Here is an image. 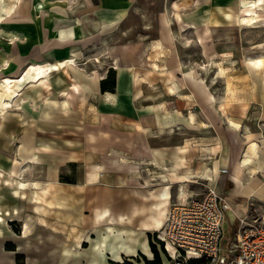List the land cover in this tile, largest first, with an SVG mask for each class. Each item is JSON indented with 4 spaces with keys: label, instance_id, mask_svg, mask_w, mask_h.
Returning <instances> with one entry per match:
<instances>
[{
    "label": "crops",
    "instance_id": "0c3cea01",
    "mask_svg": "<svg viewBox=\"0 0 264 264\" xmlns=\"http://www.w3.org/2000/svg\"><path fill=\"white\" fill-rule=\"evenodd\" d=\"M16 1L1 17L15 27L4 37L11 51H2L9 64L1 74L21 80L16 107L0 120L1 200L20 209L10 222L29 203L5 183L16 178L13 168L28 184L48 186L50 211L65 214L79 202L87 226H138L144 247H127L131 256L149 246L147 233L172 203L207 186L232 199L233 221L264 215V66L245 67L259 76L250 98L218 93L216 82L225 78L226 91L233 86L227 76L238 69L217 59L243 55L233 44L243 38L246 0H170L154 39L125 42L115 37L136 0H22L18 8ZM196 43L206 59L198 64ZM32 65L46 67L45 80L33 76ZM109 74L115 83L102 88ZM121 201L130 203L128 212L113 210ZM28 215L37 214L31 208ZM10 222L0 236V264H8Z\"/></svg>",
    "mask_w": 264,
    "mask_h": 264
},
{
    "label": "rangeland",
    "instance_id": "374dc122",
    "mask_svg": "<svg viewBox=\"0 0 264 264\" xmlns=\"http://www.w3.org/2000/svg\"><path fill=\"white\" fill-rule=\"evenodd\" d=\"M15 0H0V95H4L5 82L7 80L15 81L18 78H12L9 76H3L1 74L2 65L7 66L9 64L8 60L2 58L3 49H9L11 51V45L4 40L6 34L12 33L15 29L10 24L1 22V17L4 16L5 9L8 6H12ZM170 0H136L134 10L128 16V18L122 22L120 37H115V41L125 42L129 40H140L148 41L154 39L159 32V13L162 9L166 8L167 2ZM259 3L264 5V0H257ZM22 0L16 1V7H20ZM254 11V12H253ZM253 11H249L248 6H241V16H251L254 17L250 23H243L245 28L243 29V38L238 43L233 44V49L236 51H243V55L240 56L238 52V57L228 58V59H217V63L220 65H227L230 67H235L238 70L227 76L230 83L233 86L230 90L222 88L224 86L223 79H217L216 82L221 88H218L217 92L224 94L229 93L230 97L235 99L240 98H250L254 95L257 90L252 89V80H257L259 77L257 73L252 71L251 73H243L246 71L245 67H259L264 66V57L260 65H254L249 62V58L257 57L264 54V8H254ZM254 14V16H253ZM14 15V16H13ZM16 11L10 14V17H15ZM242 23V22H241ZM262 24V25H261ZM193 48H190L192 50ZM200 46L196 43V64L204 62L206 59L198 54ZM4 60V61H3ZM13 64L10 66V68ZM238 71V72H236ZM247 76V77H246ZM20 79V78H19ZM20 91H17V96L10 100V107H16L14 105L16 99L19 97ZM2 115L0 114V120ZM2 144V137L0 133V147ZM12 144L10 143V146ZM1 156V152H0ZM28 161H26L27 163ZM1 163V157H0ZM12 173L16 178L5 177L6 185L11 186L15 183L10 191L15 197H26L29 200L32 210L35 212L34 217L28 215L31 210L29 203L23 202L24 217H20L21 220L12 221L11 219H16V216H9L7 219L6 227L10 225L13 232H11L10 240L6 243V248L3 249L5 255L8 257V264H48L53 260L52 254L58 253L54 250L55 247L65 246L72 249L70 254H64L61 263L65 264H177L174 259L170 256L164 245L161 244L162 240L159 238L161 230L150 231V243L146 248H142L144 252L136 251V256H131L127 249L130 245H137L139 247H144L141 241V237L144 236V231H140L138 226L132 224L131 226L117 225L114 224L113 228L109 227L107 222L92 225L91 223L87 226L86 223L82 221L84 218L83 208L80 203H73L70 207V212L62 213L58 211H50V203L45 198L48 194V186L38 187L34 190L27 188L26 190H21L20 194H16L13 191V187L17 185L18 181H26L27 176L22 174V171H18L13 168ZM74 173V172H73ZM2 170H0V193H6L1 191L2 188ZM70 178L74 177L73 174H69ZM27 182V181H26ZM4 183V182H3ZM34 195V197H31ZM107 198V197H106ZM110 198V197H108ZM112 198V197H111ZM232 202V199H228ZM56 203V202H55ZM244 203V199H243ZM18 203L15 202L10 206H6L3 203L4 209L10 208ZM113 210L116 212H128L129 202H115L111 203ZM244 205V204H243ZM108 206V203H107ZM19 207V206H18ZM20 212V209H19ZM18 212V213H19ZM92 212V208H89V213ZM249 217L253 215L252 212L247 214ZM255 215H258L257 213ZM30 219L37 226L35 229L36 233L31 236L30 242H25L23 238L25 223L22 220ZM82 221V222H81ZM50 224V225H49ZM239 225V219L233 221L229 211L225 213L223 221V235L221 240V245L223 250L226 249L229 241L234 239L235 232ZM23 226V227H22ZM31 231H33L31 229ZM41 233V234H39ZM54 233V235L52 234ZM52 234V235H51ZM76 234H80L82 238L81 245L78 244V239L75 237ZM149 234V233H147ZM41 235V236H39ZM56 235V236H55ZM3 237V236H2ZM5 237V236H4ZM41 237V238H40ZM84 240V241H83ZM61 241V242H60ZM151 241L155 243L159 259L156 258L154 249L152 248ZM60 242V243H59ZM23 245L19 248V245ZM102 246L103 250H98V247ZM51 250V251H50ZM132 251V250H131ZM115 253V254H114ZM63 263V264H64ZM184 264H192L191 262Z\"/></svg>",
    "mask_w": 264,
    "mask_h": 264
},
{
    "label": "built area",
    "instance_id": "2783aa9c",
    "mask_svg": "<svg viewBox=\"0 0 264 264\" xmlns=\"http://www.w3.org/2000/svg\"><path fill=\"white\" fill-rule=\"evenodd\" d=\"M228 196L207 186L197 195L171 204L159 234L177 264L202 260V264H264V215L238 217L234 239L221 245Z\"/></svg>",
    "mask_w": 264,
    "mask_h": 264
},
{
    "label": "bare ground",
    "instance_id": "6f19581e",
    "mask_svg": "<svg viewBox=\"0 0 264 264\" xmlns=\"http://www.w3.org/2000/svg\"><path fill=\"white\" fill-rule=\"evenodd\" d=\"M242 5L243 6H248L249 11H253L254 8H256V7H258V8H264V5L262 3H259L257 0H246V1L243 2ZM39 13H40V11H39ZM253 16H254V14H253ZM252 20H254V17L248 16L246 14H245V16H240V18H239V21L242 22V23H250ZM263 57H264V54L263 55H260V56H257V57L249 58V62L252 63V64H254V65H257L258 66V65H260L262 63ZM30 69H32L31 71H34L33 72L34 73L33 76H35V77L41 76L42 77L41 79L42 80H45L44 78L46 77V74H47L46 67L36 66V65L33 66L32 65L30 67ZM19 81H21V80L20 79L15 80V81L7 80L5 82L4 95L3 96L0 95V114L1 115H3L4 113H6V111L8 110V107L10 105V100L13 99L15 96H17V91H19V89H18V85H19L18 83H19ZM44 83H46V81ZM46 85H47V83H46ZM108 94H110V93H108ZM252 153H254V152H251V154ZM38 184L39 183L37 181L30 182L28 184L26 181L20 180V181H18L17 185L13 187V191L16 194H20L21 193V190H26L27 188H31L32 190H34V189L38 188ZM31 197H34V195H31ZM1 198H2V194L0 193V236L2 237V236H5L6 224H7V220H9L7 218L9 216H15V215L19 214L18 213L19 212V207H18L17 204H15L12 207V209H10V208L4 209L3 202L1 200ZM100 214H102V213H100ZM166 217H167V215H166ZM28 221H29L28 218H26V220L24 221V223H25V226H24L25 229H24L23 238H24V241L25 242H28V241L30 242L31 241L30 240L31 236L36 233V231H31V227L29 226ZM158 223L159 224H158L157 230H161L162 227H163V225H164V223H165V221L159 220ZM39 234H41V233H39ZM52 234L54 235V233H52ZM39 236H41V235H39ZM75 237L78 239V244L81 245V243H82L81 235L80 234H76ZM22 246L23 245L20 244L19 245V248H22ZM54 250H58V251H56L58 253L52 254L53 260L50 263H48V264H63L64 262L61 263L60 261H61V259L64 258V256L67 257L64 254H70L71 251H72V249L70 247L65 246V244L63 246H61V247H58V246L55 247ZM98 250L102 251L103 250L102 246L98 247Z\"/></svg>",
    "mask_w": 264,
    "mask_h": 264
},
{
    "label": "trees",
    "instance_id": "16d2710c",
    "mask_svg": "<svg viewBox=\"0 0 264 264\" xmlns=\"http://www.w3.org/2000/svg\"><path fill=\"white\" fill-rule=\"evenodd\" d=\"M114 83H115L114 74H109L108 77L102 81V88H106V87H108L111 84L114 85ZM150 236L151 235L149 233V237ZM161 244L163 245V242H161ZM151 245H152V248L154 249V252H155V255H156V258L155 259H158V261H160L159 255H158V251H157V248H156L155 243H153L151 241ZM191 263L192 264H202V260L193 259V260H191Z\"/></svg>",
    "mask_w": 264,
    "mask_h": 264
}]
</instances>
